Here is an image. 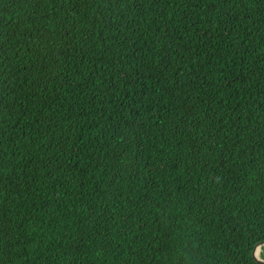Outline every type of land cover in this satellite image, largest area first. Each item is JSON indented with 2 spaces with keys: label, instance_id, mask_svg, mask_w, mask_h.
<instances>
[{
  "label": "trees",
  "instance_id": "obj_1",
  "mask_svg": "<svg viewBox=\"0 0 264 264\" xmlns=\"http://www.w3.org/2000/svg\"><path fill=\"white\" fill-rule=\"evenodd\" d=\"M262 242L264 0H0V264Z\"/></svg>",
  "mask_w": 264,
  "mask_h": 264
},
{
  "label": "water",
  "instance_id": "obj_2",
  "mask_svg": "<svg viewBox=\"0 0 264 264\" xmlns=\"http://www.w3.org/2000/svg\"><path fill=\"white\" fill-rule=\"evenodd\" d=\"M262 243H264V242H262ZM262 243L258 244V245L255 247L254 251H253V257H254L255 261H257V262L260 263V264H264V261L260 260V258H259V256H260V252H261V250H262V247H261V244H262ZM258 249H259V255H257V250H258Z\"/></svg>",
  "mask_w": 264,
  "mask_h": 264
},
{
  "label": "bare ground",
  "instance_id": "obj_3",
  "mask_svg": "<svg viewBox=\"0 0 264 264\" xmlns=\"http://www.w3.org/2000/svg\"><path fill=\"white\" fill-rule=\"evenodd\" d=\"M257 255H259V249L257 250Z\"/></svg>",
  "mask_w": 264,
  "mask_h": 264
},
{
  "label": "snow or ice",
  "instance_id": "obj_4",
  "mask_svg": "<svg viewBox=\"0 0 264 264\" xmlns=\"http://www.w3.org/2000/svg\"><path fill=\"white\" fill-rule=\"evenodd\" d=\"M261 247H264V243L261 244Z\"/></svg>",
  "mask_w": 264,
  "mask_h": 264
}]
</instances>
